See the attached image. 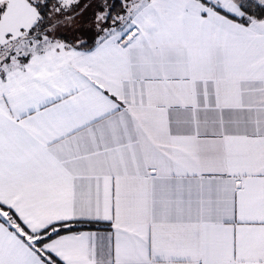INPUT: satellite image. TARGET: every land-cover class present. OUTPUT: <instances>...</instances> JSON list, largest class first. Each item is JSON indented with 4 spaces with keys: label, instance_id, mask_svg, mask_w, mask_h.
Segmentation results:
<instances>
[{
    "label": "snow or ice",
    "instance_id": "6c2138e0",
    "mask_svg": "<svg viewBox=\"0 0 264 264\" xmlns=\"http://www.w3.org/2000/svg\"><path fill=\"white\" fill-rule=\"evenodd\" d=\"M0 264H264V0H0Z\"/></svg>",
    "mask_w": 264,
    "mask_h": 264
}]
</instances>
